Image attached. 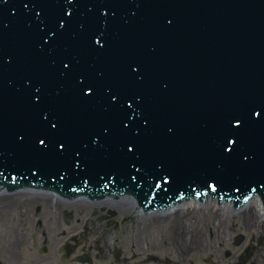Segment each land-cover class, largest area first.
<instances>
[{
	"label": "water",
	"instance_id": "95a60500",
	"mask_svg": "<svg viewBox=\"0 0 264 264\" xmlns=\"http://www.w3.org/2000/svg\"><path fill=\"white\" fill-rule=\"evenodd\" d=\"M8 182L264 202V0H0Z\"/></svg>",
	"mask_w": 264,
	"mask_h": 264
},
{
	"label": "flooded vegetation",
	"instance_id": "af4514ba",
	"mask_svg": "<svg viewBox=\"0 0 264 264\" xmlns=\"http://www.w3.org/2000/svg\"><path fill=\"white\" fill-rule=\"evenodd\" d=\"M172 211L147 212L129 201L3 193L0 264H202L201 220L172 218Z\"/></svg>",
	"mask_w": 264,
	"mask_h": 264
},
{
	"label": "rangeland",
	"instance_id": "374dc122",
	"mask_svg": "<svg viewBox=\"0 0 264 264\" xmlns=\"http://www.w3.org/2000/svg\"><path fill=\"white\" fill-rule=\"evenodd\" d=\"M229 206H225L223 220L214 226L213 220H209V227L215 228L213 232L217 237V227L223 225V240L217 242L210 236L207 229L206 242L207 252L202 255V264H231L237 262L234 256L239 254V264H264V225L259 221H253L251 225L245 224L249 217L244 216L246 208L232 212ZM232 228V231L230 230ZM243 235L244 242L239 246L235 245L234 237ZM223 247L221 248V245ZM231 251L232 256L227 257L226 252ZM209 260L211 263H209Z\"/></svg>",
	"mask_w": 264,
	"mask_h": 264
},
{
	"label": "bare ground",
	"instance_id": "6f19581e",
	"mask_svg": "<svg viewBox=\"0 0 264 264\" xmlns=\"http://www.w3.org/2000/svg\"><path fill=\"white\" fill-rule=\"evenodd\" d=\"M191 205H199L197 202H191ZM244 216L249 219H246L245 224L251 225L253 221H259L264 225V208L258 198L254 199L251 204L246 207L244 211Z\"/></svg>",
	"mask_w": 264,
	"mask_h": 264
}]
</instances>
